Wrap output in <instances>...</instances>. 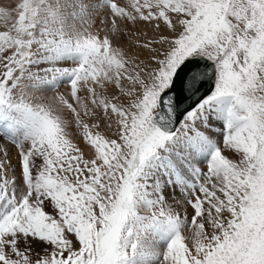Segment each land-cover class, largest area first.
I'll use <instances>...</instances> for the list:
<instances>
[{
    "label": "snow or ice",
    "instance_id": "obj_1",
    "mask_svg": "<svg viewBox=\"0 0 264 264\" xmlns=\"http://www.w3.org/2000/svg\"><path fill=\"white\" fill-rule=\"evenodd\" d=\"M86 11L0 6V106L27 122L25 141L0 143V264H139L142 230L164 221L173 234L154 264H264V0H107L102 37L76 30ZM64 57L78 58L69 85L32 104L29 88L67 71L41 61ZM210 131L223 141L202 169ZM177 175L179 212L161 187Z\"/></svg>",
    "mask_w": 264,
    "mask_h": 264
},
{
    "label": "rangeland",
    "instance_id": "obj_2",
    "mask_svg": "<svg viewBox=\"0 0 264 264\" xmlns=\"http://www.w3.org/2000/svg\"><path fill=\"white\" fill-rule=\"evenodd\" d=\"M13 2L14 0H0V6H7L8 4L13 3ZM53 2H55V0H53ZM84 3L87 5V11L82 14V19L76 22L77 23L76 30L80 31L81 33L91 32V33L98 35L99 31L97 32V30H99V28L98 29H95V28H96V24H98V21L101 19V24H102L101 27H103L105 23L104 27L107 28L106 30H108L105 32L109 33L110 28H111V23H110V19L107 18L106 11H105L107 0H84ZM61 4L62 5L66 4V0H61ZM69 7L70 6L64 7V11L66 15L68 14ZM72 24H73V21L69 19L68 25L71 26ZM98 27H99V24H98ZM139 27L142 31H146V29H144L143 27L141 26ZM129 30L130 28H126L125 32ZM99 36H101L100 33H99ZM125 39H127V37H125ZM43 55H44L43 53L37 52L36 58L39 59ZM67 62H72V64L76 65V63L78 62V58L77 57H64V58L57 59L55 61H52V60L41 61V63H55L57 67L61 69H65L67 71H62L58 74H55V75H52L46 78L45 83H44L45 86L43 85L42 87H40V91H39V88H36L37 90L35 91L37 92L35 94L36 95L35 98L37 101H35L33 104H36V103L39 104V102H44V103L52 102L53 91H57L60 88L65 89L69 85L71 78H72L71 69L74 66L69 68V66L66 65ZM27 67L28 69H31L33 72H36L38 68L40 67V64L33 63V64H29ZM30 90H33V88H29V91H28L31 96L32 93L30 92ZM42 90H44V93L42 92ZM11 91L14 94L15 88L13 87ZM11 99L14 100L15 96L13 95ZM5 105L7 106L8 109L9 108L11 109L8 103H6ZM7 113H8V110L7 111H5L4 109L0 110L1 115H6ZM21 114H24V112L23 113L21 112ZM224 127H225L224 118L221 116H214L213 129L223 130ZM99 130L111 136V133L107 132V126ZM77 135H79V133H77ZM222 141H223V137L220 133L217 132L213 134L210 131V133L206 137V146H207L206 152L196 158L195 163L198 165V167L202 169L206 167L208 159H210L211 152L216 146L220 145ZM225 154L229 155V158L231 159L237 158L236 156L230 154L228 150H225ZM186 186L187 185L185 181L182 180V178L180 179L178 175L174 178L173 183L170 186L167 184L166 181L164 182V184L161 185V187L163 188L165 192V200L167 201V205L171 209L177 212H179L181 208L187 207L190 209V206L187 205V198L185 197ZM189 195H191L190 192H189ZM163 224L167 226L168 231H172L167 221H164L160 224L158 223V224H151V226H145L144 229L142 230L143 234H142L141 243L139 247L141 248V246L147 245L151 248L152 252H149L145 249H143L144 251L140 249L141 251L139 252V256H138L139 264H154L156 255L162 252L166 248L167 244L169 243L168 240H166L164 236H162L161 238L158 234L152 231L153 228L157 230ZM154 250L156 251L160 250V251L155 253Z\"/></svg>",
    "mask_w": 264,
    "mask_h": 264
},
{
    "label": "bare ground",
    "instance_id": "obj_3",
    "mask_svg": "<svg viewBox=\"0 0 264 264\" xmlns=\"http://www.w3.org/2000/svg\"><path fill=\"white\" fill-rule=\"evenodd\" d=\"M5 4V3H4ZM101 12V11H100ZM99 19H100V17H99ZM98 24H99V27H98ZM98 24H96V28L95 29H98L99 28V30H97V32H98V35H99V33L101 34V37L102 36H104V35H106V33L107 32H105V31H108V30H106L107 28H105L104 26H105V23H104V25H103V27H101L102 26V24H101V19L98 21ZM139 26H141V27H143L144 29H146V31H147V28L143 25V24H141V25H139ZM93 28V27H92ZM140 28V27H139ZM0 30H3V28L2 27H0ZM93 32V31H92ZM91 33V32H90ZM108 34V33H107ZM66 65H68L69 66V68H71L72 66H75L74 64H72V62H67V64ZM58 81V80H57ZM59 83V82H58ZM45 86V85H44ZM49 87V86H48ZM44 88V87H43ZM35 90H37V89H33V90H30V92L32 93L31 94V97H32V104L35 102V101H37L36 100V98H35V94H36V92L37 91H35ZM65 89H63V88H60V89H58L57 91H53V95L55 94V93H57V92H63ZM28 91H29V89H28ZM39 91H40V88H39ZM42 92L44 93V90H42ZM49 92V91H48ZM50 93V92H49ZM52 94V93H51ZM44 95V94H43ZM43 95H41V96H43ZM37 96H39V95H37ZM44 99V98H43ZM40 103V102H39ZM9 104V103H8ZM37 104V103H36ZM10 105V104H9ZM10 107H11V109L9 108H7V106L4 104L3 106H0V110H2V109H4L5 111H7L8 110V113L5 115L6 117L8 116L9 117V120H10V123L12 124L11 125V127L13 128V130H14V134H11V136L14 138H11L12 140H18V141H25V139H26V134H27V126H26V124H27V122H26V120H25V116H24V114H21V112L23 113L24 111H23V109H20L19 107H17L15 104H11L10 105ZM5 129H6V126H5ZM8 141H11V140H9V139H6L5 137H4V135H1L0 134V143H5V142H8ZM21 172H22V170L17 166V167H14L13 169H12V174L13 175H15L16 177H17V181H18V183L16 184V188L15 189H13V193L17 196V197H19V195H20V193H19V191H18V189L19 188H21V187H24V182H23V177H22V175H21ZM176 188V187H175ZM179 189V188H178ZM180 190V189H179ZM9 193H7V192H0V217H3L4 215H6L10 210H11V201H10V199H9ZM181 195V194H180ZM180 199H181V197H180ZM183 199V198H182ZM45 211L46 212H49V211H51V206H49V208H47V209H45ZM148 241V240H147ZM45 242H43V241H40L38 238H37V245H39V244H44ZM46 246V245H45ZM162 248V247H161ZM141 250H143V249H145V250H147V251H149V252H152V250H151V248L149 247V246H147V245H143V246H141V248H140ZM140 250V251H141ZM144 251V250H143ZM160 251V250H159ZM159 251H156V250H154V252L156 253V252H159Z\"/></svg>",
    "mask_w": 264,
    "mask_h": 264
},
{
    "label": "water",
    "instance_id": "obj_4",
    "mask_svg": "<svg viewBox=\"0 0 264 264\" xmlns=\"http://www.w3.org/2000/svg\"><path fill=\"white\" fill-rule=\"evenodd\" d=\"M209 67H211L210 62H209ZM208 94H210V91H209L208 93H201L200 96H198V97H193L192 99H190V100H188V101H185L183 104H181V105L179 106V109H178L177 111H179V110H181V109H185V108H187L189 104H192V101H193V100H195L196 103L200 102V100H202V99H203L206 95H208ZM193 106H195V105H193ZM181 118H182V117H181ZM177 123H178V122H177Z\"/></svg>",
    "mask_w": 264,
    "mask_h": 264
}]
</instances>
